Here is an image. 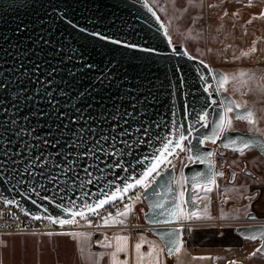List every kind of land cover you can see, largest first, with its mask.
<instances>
[{
  "label": "water",
  "instance_id": "water-1",
  "mask_svg": "<svg viewBox=\"0 0 264 264\" xmlns=\"http://www.w3.org/2000/svg\"><path fill=\"white\" fill-rule=\"evenodd\" d=\"M212 82L210 65L172 42L149 0H0V148L9 152L0 151V199L71 219L130 193L139 185L121 190L143 179L168 139L158 169L181 132L201 140ZM149 179L144 223L172 255L165 233L181 240L172 168Z\"/></svg>",
  "mask_w": 264,
  "mask_h": 264
},
{
  "label": "flooded vegetation",
  "instance_id": "flooded-vegetation-1",
  "mask_svg": "<svg viewBox=\"0 0 264 264\" xmlns=\"http://www.w3.org/2000/svg\"><path fill=\"white\" fill-rule=\"evenodd\" d=\"M249 21L253 20L242 26L245 38L240 48L231 50L226 46L220 49L219 61L195 55L210 65L213 82L208 85V90L212 94L211 102L215 101L214 110L207 113L206 126L202 119L204 113L200 116L201 140L216 132L221 116L226 115L231 120L230 130L215 143L211 139L201 143L191 137L184 140V150L179 148L165 165L172 168L179 207L185 213L195 212L204 217L178 219V222L186 223L188 229L187 236H183L184 227H181L179 244L190 245L194 233L200 231L206 233L205 241L212 243L213 248L223 247L229 251L236 248L243 252L242 255L227 254L226 264L233 261L235 264H264V23L251 24ZM244 52L249 55L243 56ZM224 76L228 80L222 84ZM236 104L240 107H235ZM229 107L232 111L226 113ZM248 111L253 113L255 124L237 119ZM244 141L251 143L252 147L241 155L234 149L241 147ZM209 152L212 155L204 163L195 159L197 154L203 156ZM209 162L213 170L224 175H217L213 191L206 193L194 186L193 177L199 173L208 174ZM200 179L204 185V178ZM181 192L184 193L183 199ZM253 236L256 238L252 239ZM257 249L261 251L257 252ZM174 254H167L169 264L178 262ZM203 256L213 260L211 253Z\"/></svg>",
  "mask_w": 264,
  "mask_h": 264
},
{
  "label": "rangeland",
  "instance_id": "rangeland-1",
  "mask_svg": "<svg viewBox=\"0 0 264 264\" xmlns=\"http://www.w3.org/2000/svg\"><path fill=\"white\" fill-rule=\"evenodd\" d=\"M149 1L159 11L172 42L182 43L190 54H198L210 60L219 61L222 55L218 53L226 46L231 50L240 48L245 38L241 29L248 20H253L249 21L251 24L264 23V0ZM134 215H137V211L131 208L126 219ZM43 234L11 232L2 235L1 264H53V240L41 239ZM230 249L232 251L223 247L195 248L188 244L184 247L182 244L180 251L173 256L179 259L178 264H226L227 254L243 253L236 248ZM206 253L213 254V260L204 257Z\"/></svg>",
  "mask_w": 264,
  "mask_h": 264
},
{
  "label": "snow or ice",
  "instance_id": "snow-or-ice-1",
  "mask_svg": "<svg viewBox=\"0 0 264 264\" xmlns=\"http://www.w3.org/2000/svg\"><path fill=\"white\" fill-rule=\"evenodd\" d=\"M114 42H118V41H114ZM253 52L256 51V49L252 50ZM243 56H248L249 53L248 52H244L242 53ZM88 67H91V65H89ZM54 71V70H53ZM241 75L243 76L244 73H241ZM233 79H235V77H233ZM228 80L227 76H224L222 78V84L226 83ZM4 85H0V87H3ZM224 91H227V88H224ZM213 103H215V101H213ZM235 107L239 108L240 104H236ZM4 111H7V109H4ZM227 112H231L232 108L229 107L226 110ZM207 113L205 112L203 114L202 119L205 121V126H206V121H207ZM237 119H246L250 124H255L256 121L253 118V113L251 111H248L247 113H245L244 115H240L237 116ZM13 124H16V121L13 120L12 121ZM231 128V120L229 118H227V116H221L220 118V122L217 125V130L216 132H214L212 134L211 137H204V140H208L211 139L212 143H215L218 139H220L223 134L230 130ZM35 131V129L29 131V135L32 134V132ZM23 134V129H21L20 132L17 133V135H22ZM264 134V133H262ZM188 139L187 136H185L182 132L179 135L178 141L175 144V147H178L181 149V151L184 150L183 148V141ZM204 140H201L200 142L203 143ZM42 142L47 145L49 143L48 139H42ZM56 143H59V140L55 141ZM235 143V141H234ZM173 146V141L171 139H168L163 147L161 149L158 150V154L155 156L154 162L151 164V166L147 169L146 172L143 173V179H137L135 181V183H129L127 185H125L123 187V189L121 190L123 193L128 192L129 189L134 188L135 186L139 185L145 189H147L148 187H150V182H149V177L152 176L153 173H155L159 167L160 164L163 163V157L164 154H171V147ZM227 147V145H225ZM252 147V144L244 141L242 143L241 147L235 148L234 151H238L240 152L241 155L244 154L245 149ZM0 151H3V156L8 157L9 156V152L6 149H2L0 148ZM212 155L211 152L204 154L203 156L200 154H197V156L195 157L196 160H198L200 163H204L205 160L207 159V157H210ZM37 159H39V157H37ZM189 159H193L192 157H189ZM13 164L15 163V161H11ZM33 163H35V160L33 161ZM4 167V163L2 160H0V169H3ZM209 173L208 174H204V173H199L197 174V176L193 177V182H194V186L195 187H200L204 192H211L213 191V186L216 185V181H215V177L217 175L219 176H223L224 173L223 172H219V171H215L212 169V165L211 162H209ZM27 171V169H26ZM29 175H31V173L29 172ZM201 177L204 178V185H201ZM233 178H235V173L233 174ZM21 183H23V180L20 181ZM181 199H183L184 197V193L181 192ZM118 197L116 196L115 193L110 194L109 196L105 197L104 199L99 200L95 205L93 204H85L84 208L87 210L88 213H91L93 215H97L99 216L100 213L97 211L98 209L103 208V206L105 204H108L110 202H114ZM122 199V196L120 197ZM136 199L138 200L139 197L137 196ZM194 202V201H193ZM6 203L11 204L13 203V201L8 200L6 201ZM153 207L155 208H164L163 204H156L153 205ZM65 212H68L69 210L67 208L63 209ZM131 211V206L130 205H125L124 210L120 211L118 210L116 213V216L113 217L112 213H108L107 216L105 217H101L102 222H103V226H115L117 224H125V220L124 219H118V217H127L129 215ZM70 215L72 217H76V216H80L82 218H84L85 220H87V215L86 212L84 210H77V211H71ZM170 215L173 218L179 219V218H184V219H203L204 217L198 215L195 212L192 213H185L183 211V209H181L179 206H177L175 209L170 210ZM41 217L37 216L35 217V219H40ZM210 218V217H209ZM52 220L53 223H59L61 225V227H63L65 224H76L77 221H75V219H63V218H50ZM111 222V223H110ZM160 222V221H158ZM163 223H167L168 221H162ZM89 225H91V221H88ZM51 235V233H49ZM64 235H69V236H73V237H83L86 236V234L84 233H63ZM165 235L168 237V246H169V250L173 251V252H179L180 251V247L181 245L179 244V242L177 241V239H175L173 237V234L171 232H167L165 233ZM252 239H255L256 237L253 236L251 237ZM128 237L127 236H117L114 237L113 240L115 241V252L112 253V256L114 258V262L115 264H119V261H116V257L120 252H124L126 250L125 245L128 242ZM101 246L102 247H113V243L112 241H109L107 237H105V241L101 242ZM142 247L141 243H136L135 244V251L139 254L140 249ZM155 251V249L153 250ZM261 251V249H257V252ZM230 264H235V262H230Z\"/></svg>",
  "mask_w": 264,
  "mask_h": 264
},
{
  "label": "crops",
  "instance_id": "crops-1",
  "mask_svg": "<svg viewBox=\"0 0 264 264\" xmlns=\"http://www.w3.org/2000/svg\"><path fill=\"white\" fill-rule=\"evenodd\" d=\"M140 199L130 202L131 208L140 206ZM116 215H113L115 217ZM124 219L125 217H118ZM111 223V222H110ZM63 233H84L86 236L73 237ZM127 236L126 250L115 258L119 264H169L163 243L149 229H138L131 232L128 229H116L113 234L104 233V238L96 243L91 240L89 231L53 232L43 234L41 239L53 240V264H115L112 253L115 252L114 237ZM206 233L196 231L191 244L193 247H207L212 243L206 242ZM105 237L112 241L113 247H102ZM141 243L139 254L135 251V244ZM155 249V251H153ZM179 263V260L176 264Z\"/></svg>",
  "mask_w": 264,
  "mask_h": 264
},
{
  "label": "built area",
  "instance_id": "built-area-1",
  "mask_svg": "<svg viewBox=\"0 0 264 264\" xmlns=\"http://www.w3.org/2000/svg\"><path fill=\"white\" fill-rule=\"evenodd\" d=\"M166 163L160 167L156 173L161 171L165 167ZM152 179V178H151ZM149 179V182L151 181ZM143 187L139 186L128 194L122 196L116 201L103 206L98 209L99 216L91 213H86L87 220L80 216L73 217L77 221L76 224H65L63 227L59 223H53L50 218L41 217L35 219L32 214L27 213L20 206L0 199V241L1 236L11 232H26V233H53V232H71V231H89L91 240L93 243L99 242L104 238V233L109 235L113 234L116 229H128L131 232H135L139 228H147L146 223L140 222L138 215L132 216L129 220H125V224H117L115 226H103L101 217H105L108 213H117L121 211L125 205H130V202L140 196ZM88 221H91L89 225ZM180 227H184L183 236H187L188 229L187 224L178 222ZM1 264V257H0Z\"/></svg>",
  "mask_w": 264,
  "mask_h": 264
},
{
  "label": "trees",
  "instance_id": "trees-1",
  "mask_svg": "<svg viewBox=\"0 0 264 264\" xmlns=\"http://www.w3.org/2000/svg\"><path fill=\"white\" fill-rule=\"evenodd\" d=\"M139 199H140V202H141L140 203V206L139 205H135L134 206V210L137 211V215L139 217V220L141 222H144V219H143V210L145 208V204H144L143 200L141 199V197H139Z\"/></svg>",
  "mask_w": 264,
  "mask_h": 264
}]
</instances>
